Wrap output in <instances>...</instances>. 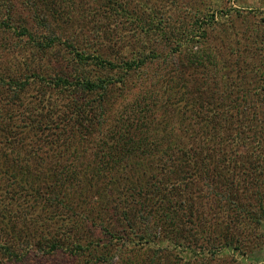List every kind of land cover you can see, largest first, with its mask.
Returning a JSON list of instances; mask_svg holds the SVG:
<instances>
[{
    "label": "rangeland",
    "instance_id": "obj_1",
    "mask_svg": "<svg viewBox=\"0 0 264 264\" xmlns=\"http://www.w3.org/2000/svg\"><path fill=\"white\" fill-rule=\"evenodd\" d=\"M11 1L15 7L14 13L6 19L4 10L10 2L0 0V5H5L0 21L6 23L4 28H0V80L4 83L0 82V127L7 125V129L19 131L27 129L23 126L26 125L24 122L29 121L44 123L48 129L42 133L46 139L42 150L28 147L29 138L24 134L21 133L19 140L14 141V136L10 137L8 132L0 129V170L11 163L13 175L22 176L19 182L6 186L10 192L6 198L0 197V262L5 263L8 257L7 247H11L14 253L34 250V254L28 253V264H79L86 259L85 256L77 257L73 262L67 251L49 254L46 251L54 239L60 240L64 246L72 243L74 233H77V239L82 243L93 235L105 237L100 228L98 232L91 231L118 209L110 208L108 211L103 208V203L110 200L103 195L107 179L104 181L101 178L96 184L87 183L86 180L76 182L70 181L72 177L76 179L71 173L77 170L81 175L90 169L95 161L92 147L99 133L119 125L127 115L132 117L133 104L149 93L152 95L153 91L159 89L157 97H160L159 104L163 105L158 106L157 103L155 106L152 103L153 111L150 108L149 120L159 123L158 126L163 122L173 123L176 129L179 128L181 115H168L166 106L171 103L164 101L161 91L175 87L174 82L168 80L175 65L183 67V77L189 76L199 82L204 91L215 86L226 99L230 89H226L225 82L230 84L231 81L234 89L237 83V86L243 87L236 91L239 100L232 113L239 114V127L248 131L251 137L257 136L253 126L260 117V136L263 141L264 96L256 97L255 92L264 87V74L259 70L264 71V0H118L117 5L100 0L103 5L107 2L113 5L106 7L105 14L96 16L89 13L95 6L94 0H61V7L56 4V0H52L54 4L49 0H29L28 4L26 0ZM41 8H46V13H54L53 16H44L53 27L52 41L48 38L51 32L37 22L38 15L35 12ZM53 20L59 22L54 23ZM182 25L186 31L184 34L178 33ZM23 29H28V32ZM171 31L173 35H170ZM164 33L170 36L165 38ZM77 51L90 54L96 51L113 57L117 62L128 58L137 60L142 56H146L147 60L140 69L128 74L122 66L104 73L94 66L79 63ZM192 54L196 61L211 56L213 65L204 64L206 76L202 75L200 68L203 65L189 64ZM81 73L91 77L111 76L115 80L103 101L105 113L102 115L101 132L91 128L92 119L97 113L94 107L92 110L90 105L85 112L79 113L80 107L90 97L81 89L74 88L76 78ZM59 77H66L69 85L61 81L56 83ZM234 77L237 78L236 83L232 81ZM159 93H163V98ZM219 101L217 98V103ZM200 114L206 118L211 113L204 111ZM214 121L218 136H226L228 118L225 116ZM66 122V129H60V125L56 128L50 126ZM161 126L164 127L163 124ZM28 131L30 136L37 133L32 128ZM163 132L165 135L154 134L152 137L162 146L168 144L169 139L183 134L179 130L171 132L170 126ZM187 132L192 133L189 130ZM202 132L209 133L207 130ZM239 150L237 158L243 161L240 166L232 170L220 160L216 166L210 167L205 161L204 166H201L203 179L198 183L197 194L192 186L187 187L188 196L192 194L195 197L197 210L194 215H199V220L206 219L210 237L219 231V217L223 219L225 215H235L236 210H239L236 205L227 202L225 196H229L231 202L237 203L240 208L241 205L246 207L249 201L257 204L255 169H243V156L247 149L240 147ZM40 157L46 163L42 160L38 162ZM39 168L41 171L37 172ZM65 168L70 171L64 172L66 181H62L56 173ZM132 173L138 175L137 172ZM0 185L6 183L0 180ZM60 191L64 195L60 197L63 202L55 198V193ZM260 191H264V188L260 187ZM248 192H254V197H246ZM136 206L133 201L129 215ZM90 219L95 220L94 227H91ZM189 225L181 222L180 228L184 234L190 232ZM258 230L264 233V224ZM123 232L131 234L128 226ZM178 234L182 235L180 232ZM135 237L138 248L144 247ZM155 243L163 248L171 247L170 241L163 235ZM198 243L201 245L202 241ZM148 245L153 246V243ZM174 250L180 256L185 255L179 249ZM148 253L151 252L145 251L144 255ZM208 255L211 258L208 264H236L232 258L237 264H264V240L260 246L248 248L245 255L233 250L219 257ZM192 258L188 263L197 264L195 257ZM167 262L169 264L168 258L162 260L161 264Z\"/></svg>",
    "mask_w": 264,
    "mask_h": 264
},
{
    "label": "trees",
    "instance_id": "obj_2",
    "mask_svg": "<svg viewBox=\"0 0 264 264\" xmlns=\"http://www.w3.org/2000/svg\"><path fill=\"white\" fill-rule=\"evenodd\" d=\"M28 1L26 0L25 3L28 4ZM60 1L56 0V4L61 7ZM94 1L95 6L89 11L92 16L100 13L105 14L106 7L110 6L108 2H112L115 5L118 4V0H106L108 2L104 5L100 0ZM9 2L10 5L7 9L5 5H0V16L2 8H5L6 15L4 16L6 19L13 15L15 8L12 1L9 0ZM49 2L52 3V0H49ZM112 3H110L111 6L113 5ZM53 14L52 12L46 13V8L38 9L35 12V15H38L37 22L51 32L48 37L51 41L53 40V27L46 22L44 16H53ZM53 21L54 23L59 22L58 20ZM5 25V22L0 21V28H4ZM22 31L28 32V29H23ZM179 32L181 34L186 32L183 29V25L178 29ZM173 34L171 31L170 35ZM29 35L32 37V34ZM164 35L165 38L170 36L167 33H164ZM76 56L79 63L91 67L94 66L104 71V73L122 66L126 70V74H128L140 69L147 60L146 56H142L138 57L137 60H129L128 58L117 62L113 57H107L96 51L91 54L77 51ZM207 57L196 61L192 54L189 64L203 65L200 68L203 71L202 75L206 76L207 72L204 69V64L205 66L213 65L211 56L207 55ZM175 67L174 71L168 75V80L174 82L175 87L161 90L164 93V98L162 96L163 93L159 94L164 101H170L171 103L170 106H166L168 107V115L172 117L177 114L181 115L179 125L182 128L179 126L176 129L173 123L162 122L161 125L163 124L165 128L170 126V130L173 133L179 130L181 133L183 131V134L175 137L173 135L170 136L173 138L169 139L170 141L165 146L152 139L154 134L165 135V132H163L165 128L161 125L158 126L159 123L155 124L149 120L150 108L153 111L152 103L155 106L157 103L158 106L163 105L159 104L160 97H157L159 89L153 91L152 95L149 93V95L142 97L133 104L134 107L131 108V112L134 115L132 117L127 115L119 125H114L111 129L108 128L107 131L101 132L103 125L102 115L105 113L103 101L106 99L108 88L115 83V80L111 76L91 77L82 73L77 76L74 88L81 89L90 95L87 103L80 107L83 110L79 109V113L85 112L90 108V105L92 110L94 107L97 113L94 114L95 118H93L92 114L91 128L93 130L97 128L101 133H99L97 141L95 138V144L92 147L93 159L95 160L93 165L90 169L83 172L84 175L83 173L80 175L77 170L73 171L71 174L76 179L72 177L70 181L83 182L86 180L87 183L92 184L93 182L96 184L101 178L104 181L107 179L108 184L106 188H103V195L110 200L103 203V208L108 211L110 208H116L118 211H113L114 215L103 220L97 228L95 220L90 219L92 220L91 227L95 226L91 232H98L100 228L105 237L92 234L93 236L88 241L82 243L81 240L77 239V233H74L72 243L64 246L63 243H60V240L54 239L50 242L46 253H56L64 250L70 254L73 262H75L77 257L85 256L86 259L79 264H161L162 260H167V258L169 259V264H186L193 259L192 256L195 257L197 264H208L211 261L208 254L213 257H219L224 252L233 250L245 255L248 252V248L254 249L261 245L264 240V233L257 231L264 224V191H260V187L264 188V139L262 141V136H260L262 133L261 119L258 117L254 121L253 127L256 129L255 133L257 136L251 137L248 131L245 132L239 127V114L237 112L232 113V109L237 106L239 100L237 92L243 87L237 86V83L236 89H234L231 81L230 84L225 82L226 89H230L226 99L219 90L217 91L214 88L215 86L208 88V91H204L199 82L193 81L189 76L183 77L185 74L183 67L177 65ZM259 70L264 74V71ZM241 80L243 79H239V81ZM59 81L69 85L66 77L64 79L59 77L56 83ZM117 81L120 82V79H117ZM232 81L236 83L237 78L234 77ZM0 82L4 84L2 80ZM231 89L234 90L232 91ZM263 89L264 87H262L261 91L255 92L256 97L264 96ZM217 98L220 100L218 103ZM223 102L225 103L224 106L222 105ZM204 111L211 114L204 118L200 114ZM225 116L228 118L226 136L219 137L218 128H216L217 124L214 123L216 122L214 119L224 118ZM200 122L202 124H199ZM24 123L26 125L23 128L27 129H20L19 131L12 129L11 131V128L7 129V125L1 126L0 129L2 132H8L10 137L14 136V141L19 140L22 133L29 138L28 147L34 150H42L46 142L42 133L44 129H48V126L39 122L28 121ZM57 125H60V129H66L68 123L56 124V126L51 124L50 126L56 128ZM29 128L37 130V133L30 136L28 133ZM187 130L192 133H188ZM206 130L209 133L202 132ZM255 139H257L256 142L254 141ZM240 147L247 149V153L243 156V167H245L243 169H255L253 170L257 180L255 198H258V201L257 204L249 201L246 203V207L241 205L240 208L237 203L231 202L229 196H225L224 198L227 197V202L236 205L239 210H236L235 215H225L223 219L222 216L219 217L217 219L220 224L219 231L214 233L213 237H210L211 232H209V225L208 222L206 223V219L201 218L199 220V215H194V211L197 210L194 204L195 197L192 194L188 196L187 187L192 186L194 193L197 194L198 183L200 179H203L200 174L201 166H204L205 161H208L210 167L212 165L216 166L220 160L225 164V167H232V170L240 166V162L243 163L241 159L237 158ZM157 148L159 149L156 153ZM38 159V162L42 160L43 163H46L43 158L40 157ZM12 168L10 163L0 170V180L6 183V185H0V197L6 198V195L10 194L6 186L13 184L15 181L19 182V179L22 178V176L13 175ZM39 171H41L40 168L37 169V172ZM68 171H70L68 168L61 169L56 175L62 181H66L64 172ZM132 172H137L138 175ZM84 176L88 177L82 180ZM30 187L35 188L32 185ZM61 193V191L56 192L55 198L61 200L60 197L64 196ZM253 194L254 192H248L245 196L254 197ZM133 201L136 202L137 206L133 213L129 215L130 211H132ZM60 202L63 201L61 200ZM114 202L115 207L112 205ZM116 206H120V208ZM254 209H257V211ZM181 222L190 224L188 227L190 232L184 234L183 229L180 228ZM126 226H128L129 232L133 235L123 232ZM172 229L176 233L173 234ZM178 232L182 235L178 234ZM162 235L170 241L171 247L166 246V248H163L159 243H155L160 241ZM134 236H137L135 238L144 247L140 246L141 248H138V243L135 242ZM199 241H202L201 245H199ZM148 243H153V246L148 245ZM174 249H179L180 253L185 252V255L180 256L178 252H174ZM186 250L191 253V256ZM7 251L8 257H6L5 263L0 262V264H28V253L34 254L33 252H35L28 249L24 253L21 250L19 253H14L11 247H7ZM127 251L129 252L128 255L125 254ZM145 251H150L151 253L144 255ZM114 259L117 260V263L114 262ZM232 260L237 264L235 258H232Z\"/></svg>",
    "mask_w": 264,
    "mask_h": 264
}]
</instances>
